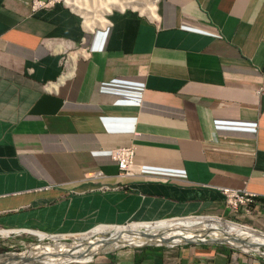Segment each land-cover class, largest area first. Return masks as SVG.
I'll list each match as a JSON object with an SVG mask.
<instances>
[{"label": "crops", "instance_id": "1", "mask_svg": "<svg viewBox=\"0 0 264 264\" xmlns=\"http://www.w3.org/2000/svg\"><path fill=\"white\" fill-rule=\"evenodd\" d=\"M151 13L113 8L89 30L66 3L0 0L2 233L81 240L210 218L264 236V0ZM118 146L134 147L133 175ZM222 188L254 196L232 207ZM184 236L44 263L264 264L260 249Z\"/></svg>", "mask_w": 264, "mask_h": 264}, {"label": "bare ground", "instance_id": "2", "mask_svg": "<svg viewBox=\"0 0 264 264\" xmlns=\"http://www.w3.org/2000/svg\"><path fill=\"white\" fill-rule=\"evenodd\" d=\"M67 5L83 14L85 17V26L89 30H93L96 26H105L106 14L109 13L113 8H125L131 6L141 10L144 13L150 12V14H152L151 12H154L155 14L156 10V0H67ZM158 225L164 226L176 232L169 234L164 232L163 234H160L161 237L156 238L155 240L150 239L143 241V238L150 236L153 230L158 227ZM204 229H207L210 233H212L211 230L223 233L219 235L233 238L238 242L250 245L264 244L263 235L242 227L239 228L237 226H227L224 224V222L217 219L177 218L134 227V229L129 231L122 230V232L113 233L115 235H104L98 239H94V241L89 240L88 238L81 239L72 243L68 247H59L55 245L54 247L45 249L35 248L34 250L24 252L23 254H9L7 255L6 259L5 257L0 256V264H25L34 260L51 261L69 257H84L95 255L99 252L107 253L128 245L162 243L179 235L192 234L196 236L200 235ZM112 231L119 230H106V232ZM100 233L101 232L98 234ZM191 239L194 240V238Z\"/></svg>", "mask_w": 264, "mask_h": 264}, {"label": "rangeland", "instance_id": "3", "mask_svg": "<svg viewBox=\"0 0 264 264\" xmlns=\"http://www.w3.org/2000/svg\"><path fill=\"white\" fill-rule=\"evenodd\" d=\"M193 216H201V215H192L190 217H193ZM223 222L227 226H232V227L237 226L236 224H233L232 222H228V221H223ZM237 227H239V226H237ZM196 228H198V227H196ZM132 229H134V228H130V229H127L125 231H129ZM162 230H164V231H162ZM190 230H192V229H190ZM177 231H181V230H177ZM211 231H212V233H210L207 229H204V230H202L200 235H207L209 237L218 238V240L230 242V243H226V244H229L230 246H227V245L226 246L223 245V246H225L226 248H230L231 250L241 251L240 247L233 245V244H236L238 246H245V247L252 248L253 250L260 249V251L264 252V244L263 245H260V244L250 245V244L238 242V241L234 240L233 238H230L227 236H220L219 234H223V233H219L215 230H211ZM117 232H122V230L112 231V232H104V233H100V234H93V235L89 236L88 239L94 241V239H98L104 235H106V236L115 235L113 233H117ZM164 232L169 234V233H173L176 231L170 230L169 228L158 225V227H156V229L153 230V232L151 234L152 237L151 236L145 237V238H143V241L150 240V239L155 240L156 238L161 237L160 234H163ZM110 233H112V234H110ZM215 233H217V234H215ZM189 235H191V236H188L189 238L195 237L192 234H189ZM105 238H107V237H105ZM79 240L80 239H78V238H72V237H62V238L54 237L52 234H49V233H48L47 237L40 238L39 235L37 233H34V232H22V231H20L17 233L11 232L9 235H5L4 233H2L0 231V255H5L6 253H9V252H24V251H28V250L31 251V250H34L35 248L45 249V248H49V247H54L55 245L59 246V247H68L72 243L77 242ZM36 244H39V246H33ZM210 245L218 246L216 244H210ZM9 254H13V253H9ZM96 254H101V253L99 252Z\"/></svg>", "mask_w": 264, "mask_h": 264}, {"label": "built area", "instance_id": "4", "mask_svg": "<svg viewBox=\"0 0 264 264\" xmlns=\"http://www.w3.org/2000/svg\"><path fill=\"white\" fill-rule=\"evenodd\" d=\"M32 8L50 7L56 2L67 4V0H30ZM258 93L264 95V87L258 88ZM111 158L116 162L119 172L122 175H133L135 172L134 163V147L133 146H118L111 150ZM222 191L227 197V203L236 207L241 203H248L252 200L254 194L248 192H240L231 188H222ZM129 223L123 224L127 225Z\"/></svg>", "mask_w": 264, "mask_h": 264}, {"label": "trees", "instance_id": "5", "mask_svg": "<svg viewBox=\"0 0 264 264\" xmlns=\"http://www.w3.org/2000/svg\"><path fill=\"white\" fill-rule=\"evenodd\" d=\"M186 240L184 241H190L191 238L187 237V236H184ZM178 241V240H176ZM194 242H198V243H215V242H220V243H223V244H226L228 242H225V241H220L218 240V238H214V237H209L207 235H200V236H195L194 237Z\"/></svg>", "mask_w": 264, "mask_h": 264}, {"label": "water", "instance_id": "6", "mask_svg": "<svg viewBox=\"0 0 264 264\" xmlns=\"http://www.w3.org/2000/svg\"><path fill=\"white\" fill-rule=\"evenodd\" d=\"M151 237H152V235H150ZM144 245H173V244H141V245H138V246H144ZM33 246H39V244H36V245H33ZM32 246V247H33ZM31 247V248H32ZM31 250V249H30ZM29 251V250H28ZM28 251H24V252H28ZM24 252H9V253H14V254H23ZM9 253H6L5 255H0V256H3V257H5V259H6V257H7V255H9ZM42 263V264H45L44 263V261H42V260H34V261H31V262H27V263H25V264H33V263Z\"/></svg>", "mask_w": 264, "mask_h": 264}, {"label": "clouds", "instance_id": "7", "mask_svg": "<svg viewBox=\"0 0 264 264\" xmlns=\"http://www.w3.org/2000/svg\"><path fill=\"white\" fill-rule=\"evenodd\" d=\"M183 218H185V217H183ZM172 219H175V218H172ZM129 223H131V222H129ZM121 225H123V224H121Z\"/></svg>", "mask_w": 264, "mask_h": 264}]
</instances>
